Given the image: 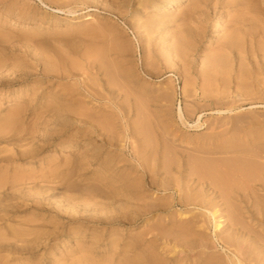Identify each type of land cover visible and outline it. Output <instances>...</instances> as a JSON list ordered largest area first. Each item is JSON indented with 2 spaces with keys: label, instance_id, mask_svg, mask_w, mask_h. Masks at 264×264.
<instances>
[{
  "label": "rangeland",
  "instance_id": "obj_1",
  "mask_svg": "<svg viewBox=\"0 0 264 264\" xmlns=\"http://www.w3.org/2000/svg\"><path fill=\"white\" fill-rule=\"evenodd\" d=\"M157 1L160 0H0V128L7 127L0 129V264L48 262L46 256L41 259L47 253L44 246L32 253L22 248L23 240L16 238L22 236L20 239L31 240L38 232L13 231L33 227L54 231V237L69 230L74 233V228L83 233L78 234L81 244L73 234L67 237L56 251L57 258H50L55 260L81 257L80 252L84 250L87 254L94 253L99 261L118 259L124 254H134L136 259L156 254L162 264H213L215 261L234 264L230 260L236 257L234 246L223 247L220 238L231 234L233 219L229 207L223 214L220 228L216 229L218 220L207 208L178 204V192L164 187L169 181L183 182L190 167L183 168L181 174L175 169L172 175L159 170L161 165L167 167L175 152L192 157L199 154L226 159L231 155L234 159L241 157L240 152L205 154L198 150L199 147L230 143L240 149L249 145L264 151V48L259 55H253L257 61L253 66L257 71L256 82H250L245 89L237 88V80H233L230 87H219L218 91L203 85L206 60L216 56L233 24L240 22V26L248 30L259 23L254 32L263 34L264 0H208L207 6L202 7L204 14L194 0H188L179 9L161 10L151 18L147 7ZM59 8L61 12L57 11ZM89 13L95 17L83 16ZM12 19H20L22 24H13ZM195 34L198 36L193 45L183 48V60L168 50L170 45L174 47L180 35ZM201 36L203 39L198 40ZM212 36H215L214 44L210 46ZM257 41L264 42V39L259 37ZM106 42L120 47L118 53L132 69L134 88L127 87L128 93L111 91L107 83L109 78L115 77L114 82L120 86L125 83L114 71L105 73L84 61L72 71L74 74L50 70L53 64L49 59L56 63L58 55L69 57L65 60L68 63L80 59L81 54H71L70 47L76 46L81 51L89 45L101 46ZM186 83L191 84L189 94L184 92ZM167 87L173 92L174 100L162 97ZM20 103L21 120L15 123L11 116ZM69 104L81 107L82 115L77 116L82 117L83 124L76 120L65 125L56 124L62 120L61 110ZM180 106L185 113L183 119L179 116ZM230 106L235 107L225 110ZM199 117L201 126H197ZM135 120L142 124L143 120H153V124L158 125L159 141L172 151L168 157L163 155L160 166L149 167L146 171L137 166V143L133 137ZM18 127L21 132L16 136ZM77 129H89L88 137L118 158L117 167L107 172L112 178H119L124 170L146 180L147 203L155 212L148 220L139 219L138 224L128 226L132 221L130 209L117 198L96 194L94 170L98 165H88L85 170L70 168L78 160L80 162L83 152L92 148V145L83 146L77 141L81 135L75 132ZM227 129L231 131L225 134ZM222 131L224 134L219 135ZM247 138L248 144L243 142ZM69 139L76 140V144L67 141ZM63 140L72 145L67 151L57 145ZM28 150L31 153L26 155ZM131 165L136 169H126L125 166ZM152 176L156 184L150 182ZM17 177H23L22 182L15 183ZM201 192L200 186L193 187L192 194ZM257 196L264 198V193L256 195L260 202ZM164 200L175 203L161 210L163 206L157 204ZM93 201L98 206H94ZM244 214L245 221H250L247 210ZM192 217L199 219L193 227L207 241V246L180 240L184 231L181 223ZM245 221L243 226L252 231L242 243L244 264H264V219H253L252 225ZM11 230L15 236L9 235ZM112 237L115 242H110ZM132 238L139 240V245L128 251L126 244ZM49 245L52 247L53 242ZM12 246L22 251L15 252Z\"/></svg>",
  "mask_w": 264,
  "mask_h": 264
},
{
  "label": "bare ground",
  "instance_id": "obj_2",
  "mask_svg": "<svg viewBox=\"0 0 264 264\" xmlns=\"http://www.w3.org/2000/svg\"><path fill=\"white\" fill-rule=\"evenodd\" d=\"M187 1L188 0H160L157 2H152L147 7L148 13L151 18H154L157 15V13H159V11L168 10L172 8L179 9ZM207 1L208 0H194L195 6L198 9L202 10V14H204L203 11L204 9H202V7L207 6L205 3ZM141 3L143 4V2ZM57 11H60V8ZM94 15L95 14L89 13L83 16H88L87 19H92L95 17ZM12 23L16 25L22 24L20 19H16V20L12 19ZM258 24L259 23H256V26L254 28L251 27L248 30L243 29L240 26V22L239 24L235 23V25L234 24L232 25L233 29L226 36L224 44L220 48V50L216 53V56H212L206 60V64L204 66V68H206L205 71L206 74L204 75L205 79L203 81V85H205V87L209 88L212 91H218L219 87L221 86L230 87L233 84V80L234 81L237 80L235 85H237V88L239 90H242L245 89V87H247L250 84V82H256L254 76L257 73V71L254 70L255 67L254 63H257V61L255 60L256 57H253V55L254 54L259 55L261 52H263L262 49L264 48V42L257 41V38L259 37H261V40L264 39V32L262 35L258 34V32H254L257 31L256 28H258L257 26ZM252 28L254 30H252ZM197 36L198 34H195L193 36L190 35L187 37H185L184 35H180L177 42L174 44V47H171L170 45L168 47V50L171 52L172 55L176 54L177 58L181 56L182 57L181 60H183V58L185 57L184 56L185 52L183 48L185 47L188 48L192 46ZM215 36L211 37L209 42L210 46H213L214 44L213 38ZM202 39L203 36H201L198 40H202ZM69 51L71 54L73 53L74 55L76 54V56L77 55L80 56L81 54L80 59L68 63L65 60L68 59L69 57L65 58L63 56L60 57V55H58L59 60H57L58 62L56 63H53L54 60L49 59V63L53 64L50 70L58 73L66 72L67 74H71L73 70L79 68L81 64L83 65L82 61H84L85 63H89L90 66L97 67L99 70L105 73L112 70L116 73L115 75H119L121 78H123L125 82L124 85H122L123 87L120 86L118 82L117 83L119 85L114 82L115 77L108 79L107 83L109 87L112 89L111 90L112 92L123 91L128 93L127 87H130L131 89L134 88L133 85L134 78L132 75V69L129 67V64L125 61V59L121 57L120 53H118L120 51V47H118L115 43L110 44L109 42H106L103 43V45L101 46L92 44L85 47L81 51L80 49H78V47L72 46L70 47ZM1 66L2 65L0 64V68ZM235 68H238L239 70L236 71ZM72 74H74V72H72ZM190 85L186 83L184 86V92L186 94H189L191 92ZM192 91H194V89H192ZM23 93L19 95L18 99L22 97ZM162 97L164 99L174 100L173 92L170 91L168 87L162 92ZM137 99L140 100L139 104H141L140 95H138ZM142 100L144 99L142 98ZM78 107L75 106L74 104H69L64 106L63 110H61V112H63V114L61 115L62 120L60 122L58 120L56 124L65 125L68 123H72L73 120L82 123L83 121L82 117L78 118L79 116H77V114L82 115V112L80 110L81 107L79 105ZM137 107L140 108L139 106ZM234 107L235 106L233 107L230 106L225 108V110H230L233 109ZM21 111H22V104L20 103L11 116L13 122L18 123L21 120ZM141 111H143V109ZM179 116L182 119L185 117V113L181 106L179 107ZM200 117L198 119L197 126H201L203 124L200 122ZM157 128L158 125L157 126L154 125L153 120L152 121L143 120V124L142 122H140V120L133 121V134H134L133 137L135 138L134 140L135 143H137L135 150L136 160L138 162L137 166H142L143 169H145V171L149 167L155 168L156 166H160L161 162L163 163V155H167L168 157V154L172 152L171 150L167 149L166 146L162 144V142L159 141ZM0 129L1 131L6 130L7 127ZM95 129H98L99 131V128L96 125H95ZM87 130L81 131L77 129V131H75L77 134H81L80 137H78L77 141H79V143H81L83 146L92 145V148L83 152V156L80 157V162L78 160L76 164L75 163H74L75 165L72 164L70 168L73 167L72 170L74 171L77 170V168H82L85 170L88 169L86 167L88 165H98V168L94 170L95 179H96L95 181H97L94 184V188L96 189L97 192L96 194L105 198L108 197L117 198L118 200L123 202L124 207L130 209L129 216H130V220L132 221L128 223L129 224L128 226H134L138 224L139 219L148 220L149 216H151L150 214H153L155 212H153L152 208L147 203L148 197L146 196L147 193L146 184H145L146 180L143 177L140 178L139 175L135 176L132 173L127 174L125 173L124 170H122L123 173H120L119 178L116 177L112 178L111 174H108L107 172L109 171L111 172V170H114V168L117 167L118 158L114 156L111 153V151L104 150L103 145L98 144V142L96 143L95 141H92V139L88 137L89 133L87 132ZM15 131L16 133L14 135L16 136L20 135L21 132L20 127H18L17 130ZM230 131L231 130L227 129L225 134H228V132ZM253 131L254 130H252V132ZM218 134L223 135L224 131ZM250 138L252 140H255V137L252 136V134H250ZM64 140L61 141L60 143H57V145H61L64 148L63 151L65 150L67 151V149H70L72 147V145L70 143H67V141H71L72 144H76V140L73 139H69L67 141ZM54 141L55 140L50 142L53 143ZM243 142L248 144L249 143L248 138L244 139ZM151 148H153V151H150ZM259 149L262 150L261 147ZM198 150L205 154H215V155L218 154L219 152L220 153L223 152L226 154L230 152H236V153L240 152L241 157L239 156L240 159L239 158L237 159V157L234 159L232 158L233 156L231 155V157L229 156L230 159H228L229 157H227V159L221 158L222 156H220V158L216 156H215L216 158H213L214 156L202 157L199 156L201 154L198 155L197 153L196 154L198 155V157L196 156L192 157V156H188L186 153L175 152L174 157L172 156L171 158H169L171 159V162L170 163L168 162L167 167L161 165L159 171L162 170L167 175H172L173 173H175V169H177L181 174L183 172L182 170L183 168L190 167L188 169L189 174L185 175V177L183 178V182H179L178 180L173 182L169 181L167 182V185H165L164 187L165 189H171L174 190L175 192H178V196H179V198L177 199L178 204L186 205V206L194 205L195 207L207 208L209 213L212 214V216L214 217V219L218 220L217 221L218 223L215 224L216 229L220 228V224L222 222L221 219L224 217L223 214L228 209L227 207H229L232 216L231 218L233 219L232 223H230L231 234L229 237L221 236L220 238L223 242V247L230 248L231 246H234L235 248L236 257L235 259L230 258L231 262H233L234 264H244L245 263L244 257H241V254H243V252H241L242 243L245 240V236H250L252 231L251 229H246L243 226V221H245L244 210H247L251 220L255 219L257 221H262V218L264 219V213H263L264 198L257 196L260 198V202H257L256 200L257 199L256 195L258 193L259 195L260 192L264 193V151H262L263 152L262 153L254 147L251 148L249 145H243V149H240L230 143L216 145L209 148L199 147ZM30 153H31L30 150L25 152L26 155H29ZM249 153L251 154V156L247 155ZM246 156H248V158H245ZM69 165H70L69 163L66 164L67 167H69ZM125 167L126 169H131V168L136 169V166L134 167L133 165H131V167L128 166ZM107 177H109L110 179L109 181ZM50 178L48 177L47 180H50ZM22 179L23 177H17L15 179L16 180L15 183L22 182ZM150 182L156 184L155 176L151 177ZM196 186H200L202 192L200 194L194 195L192 194L193 187ZM172 203H175V201L169 203V201L164 200L161 203H158L157 205L163 206V209L161 210H167L168 208L172 207ZM92 204H94L95 206L97 203L93 201ZM255 210L257 212H255ZM255 215H258L259 217H255ZM162 220H166V219H162ZM251 220L250 221L246 220V221L248 222V224L252 225ZM197 222H199V219H195L194 217H192L186 219L184 222L181 223L182 229L184 231L180 240L181 241L184 240L183 243L190 242V244L197 243V244H201V246H207V243H205L206 240L202 238L201 234H199L196 231V228L193 227L194 224ZM19 230H27L31 234L34 231L39 233L31 240H27V239L25 240L23 238L20 239L22 236L16 238L18 240H23L25 242L24 243L25 245L22 248L25 250H29V252L32 253L34 252L33 251L34 249H38L40 246H44V249L46 250L47 253H45L43 257H41V259L42 258L44 259L46 256L47 257L46 260L48 261L46 262V264H109L107 263V261L111 262V264L112 263L113 264H162V259H160V256L156 254H152V255L145 254L142 257H137L138 259H136V256H133L134 254H124V255H120L122 257H119L118 259L112 258L107 261L102 260L103 261L102 262L95 257L94 253L87 254V252L84 250L80 252L82 255L81 257L78 256L74 258L65 257L64 259L58 258L56 260L50 259L53 256L57 258L56 251L58 250L59 245L61 243L64 244L66 242V239L71 237V234H73V236L77 238L76 240H78V242H80L81 244V240L78 237V234L80 235L83 233L78 232L80 231V229L76 231L74 228L73 229L74 233L70 232L71 230L67 231L66 232L67 234L58 233L57 237H54L53 235L54 231L52 232L45 231V229L39 227L13 229L15 233H21V231ZM13 231L12 230L11 232L9 231L8 232L9 235L12 234L13 236H15L12 233ZM159 232L161 233L160 228H159ZM93 234L97 237L95 230H93ZM162 234H165L164 231ZM231 235L234 237L232 238ZM260 239L261 238H259V240ZM50 242H53L52 247L49 245ZM110 242H115V238L112 237L110 239ZM138 245H139V240H137L136 238H132L131 241L126 244V249L128 251H131L132 249H136ZM12 247L15 252L19 253L20 251H22V248L20 249L17 248L16 246L15 247L12 246ZM94 247L96 248L97 246ZM262 247H264V244L262 245ZM61 252L62 251H60L59 253ZM62 260L65 262H63ZM213 264H221V263L220 261H215Z\"/></svg>",
  "mask_w": 264,
  "mask_h": 264
}]
</instances>
